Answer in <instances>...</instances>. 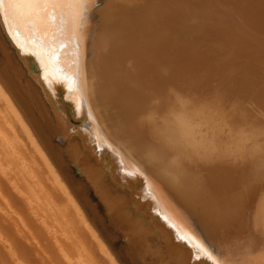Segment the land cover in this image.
Segmentation results:
<instances>
[{"label":"bare ground","instance_id":"6f19581e","mask_svg":"<svg viewBox=\"0 0 264 264\" xmlns=\"http://www.w3.org/2000/svg\"><path fill=\"white\" fill-rule=\"evenodd\" d=\"M82 7L3 9L0 264H264V0Z\"/></svg>","mask_w":264,"mask_h":264},{"label":"rangeland","instance_id":"374dc122","mask_svg":"<svg viewBox=\"0 0 264 264\" xmlns=\"http://www.w3.org/2000/svg\"><path fill=\"white\" fill-rule=\"evenodd\" d=\"M92 198H93V202L97 205H99V209L100 204L99 201L96 199V197L92 194ZM15 244H17V250L14 253L16 258H20L24 264H40L39 261H37L34 252H32L31 249H29L28 247L25 246V244H23V241L21 239L15 238ZM114 248L116 249V251L123 257V253L121 250H119L120 245H121V239L119 237H115L111 239ZM14 242V241H13ZM19 259V260H20ZM19 263L21 264V262L19 261Z\"/></svg>","mask_w":264,"mask_h":264},{"label":"snow or ice","instance_id":"6c2138e0","mask_svg":"<svg viewBox=\"0 0 264 264\" xmlns=\"http://www.w3.org/2000/svg\"><path fill=\"white\" fill-rule=\"evenodd\" d=\"M48 2H55V0H0V23H2V17H3V9L5 4H8L10 6H15L17 4H40V3H48ZM75 3L84 6L82 7V11L81 14H83L84 12H86L87 9V5L91 4V3H95V0H75ZM121 171L123 172L124 169L122 168ZM141 171H143V169H141ZM126 175H133V173H125ZM136 175H138V173H136ZM178 239L180 241H184L185 237L184 236H179ZM205 255L207 256V259L209 261L213 260V257L211 256V254H209L207 252V250H205Z\"/></svg>","mask_w":264,"mask_h":264},{"label":"water","instance_id":"95a60500","mask_svg":"<svg viewBox=\"0 0 264 264\" xmlns=\"http://www.w3.org/2000/svg\"><path fill=\"white\" fill-rule=\"evenodd\" d=\"M54 85H55L54 87H57L58 86V82H56ZM66 114L69 115V117H70V112H67ZM72 123H73L74 126H78L77 122H72ZM103 149L102 150H99L98 152H100L102 154L103 151H104ZM129 181H131V180L130 179L129 180L128 179L126 180V182H129ZM167 242L169 243V246L170 247H173L175 249H180L181 248V246L179 245V243L177 241L173 240V238L171 237V235L169 233L167 234ZM187 258H188V263H191V264H198V263H200V260L202 259V258L192 259V257H191L190 254H188V257Z\"/></svg>","mask_w":264,"mask_h":264}]
</instances>
